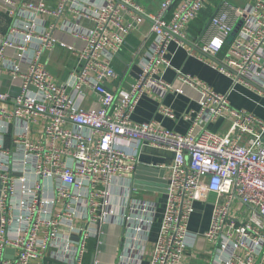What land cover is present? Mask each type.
Masks as SVG:
<instances>
[{"label":"built area","instance_id":"built-area-1","mask_svg":"<svg viewBox=\"0 0 264 264\" xmlns=\"http://www.w3.org/2000/svg\"><path fill=\"white\" fill-rule=\"evenodd\" d=\"M205 2L164 0L157 13H149L137 0H104L99 9L86 12L80 0H56L55 5L0 0V9L15 18L7 36L0 37V70L6 68L19 82L15 94L0 90V264H100L113 180L136 171L144 144L174 154L149 264H182L185 251L201 235L225 253L218 264H264V118L235 108L229 98L239 84L264 98V0L242 8L224 0L210 19L211 36L192 41L186 28ZM229 10L235 11L233 21ZM68 11L86 18L91 27L76 32L66 25L84 39L76 54L86 63L59 84L41 58L54 44L66 45L55 32L56 20ZM145 19L151 23L149 58L132 88L116 94L104 83L117 75L108 47L120 49ZM189 41L199 51L190 55L200 59L216 57L227 47L225 58L210 64L232 78L230 90L206 89L200 112L186 117L192 125L185 134L133 121L131 114L145 92L165 94L173 88L154 75L170 64L169 45ZM85 85L97 100L90 108L78 100ZM219 118L230 122L224 133L208 126ZM38 121L44 136L33 141L28 134ZM13 125L19 129L8 145ZM200 190L217 196L210 226L201 234L190 230ZM236 200L253 210L246 221L231 215ZM157 215L155 202L130 199L122 216L124 235L145 244ZM112 264H141V258L126 259L120 252Z\"/></svg>","mask_w":264,"mask_h":264},{"label":"crops","instance_id":"crops-1","mask_svg":"<svg viewBox=\"0 0 264 264\" xmlns=\"http://www.w3.org/2000/svg\"><path fill=\"white\" fill-rule=\"evenodd\" d=\"M49 5H55L56 0H47ZM146 12L157 13L164 0H137ZM224 0H206L205 6L193 18L186 28L190 40L202 36H211L208 33V26L212 16L219 10ZM236 7H245L251 0H229ZM84 5L82 9L86 12L88 7L99 9L104 0H80ZM230 20L235 19V11L229 10ZM42 17V16H40ZM43 18V17H42ZM20 19L27 20V17L20 16ZM44 19V18H43ZM15 20L7 12L0 9V37L7 36L8 29ZM47 22H50L49 20ZM58 30L56 37L61 43L54 44L42 55L41 61L45 64L52 78L57 83H63L70 78L73 72H80L85 66V59L76 52L83 48L85 41L82 38L68 32L66 25L73 28L76 32H87L91 23L79 14L68 11L67 14L56 20ZM152 35L151 23L145 19L141 26L132 32L126 40V43L118 50L108 47V53L112 56V66L116 71V77L105 79V85L116 94L121 91H127L132 88L141 73L142 64L149 58L151 52ZM69 46H73L70 49ZM227 47H224L216 57L203 56L201 59L190 55L199 53L194 49L191 42L178 45L172 42L167 50L169 65L163 64L155 72V77L172 84V89L165 94L148 91L138 100L131 117L135 122H150L154 126L163 129H169L181 134H185L191 127L192 118L201 110V103L204 99L206 89H213L217 92H227L233 85L232 78L218 72L210 62H220L226 56ZM17 63V61H16ZM26 67L24 63L21 64ZM94 77V73H91ZM189 76L190 80H185ZM96 77V76H95ZM0 90L10 91L15 94L19 91V82L11 77L9 71L4 68L0 70ZM84 94L78 97L79 102L85 108L97 105L95 94L91 87L85 85ZM231 105L238 109H244L264 118V98L258 92L243 84L237 85L230 94ZM8 109L13 104H7ZM171 110L174 116H169L164 111ZM115 113V107L112 110ZM230 122L225 118H219L210 123L209 128L218 133H224L229 128ZM29 138L33 141L43 139L44 124L37 122L31 126ZM13 125L12 132L7 136L8 145L11 144V137L18 131ZM173 152L162 148L152 147L144 144L141 147L137 167L143 168L140 173V180L144 183L151 182L149 186L153 189H139L135 186V172L129 177L114 178L113 196L111 204V214L105 224L104 234H102L103 247L100 256V264H112L115 258L118 259L120 252L125 258L131 260L140 259L141 264H149L151 259L153 242L157 238L159 230V217L166 203V187L163 186V178L168 174L169 166L172 163ZM149 168L165 170V176L159 172H149ZM152 173V174H150ZM166 179V178H165ZM134 200L136 204L143 200L155 202L158 215L156 222L149 231L148 238L144 243L137 242L124 235L122 228V216L125 211L128 212L129 201ZM217 196L200 190L196 201L195 212L190 221V230L195 233H203L210 226L213 203ZM226 197L221 196V201ZM253 210L242 206L239 201H234L231 208V215L240 220L246 221ZM126 233V232H125ZM129 237V236H128ZM95 243V240H93ZM92 243V244H93ZM95 244H93L94 246ZM214 246H211L202 235L198 238L196 245L187 249L182 257V264H218V258L224 256ZM92 260V254L89 255V261Z\"/></svg>","mask_w":264,"mask_h":264},{"label":"water","instance_id":"water-1","mask_svg":"<svg viewBox=\"0 0 264 264\" xmlns=\"http://www.w3.org/2000/svg\"><path fill=\"white\" fill-rule=\"evenodd\" d=\"M234 35H235V32H233L232 35L229 37L228 43H230L232 41ZM142 171H144L143 168H141V167H137L136 168L135 175H134V177H135V180H134L135 186H137V188H139V189H142V188L143 189H147V190L148 189H153V187L151 188V186H149V184L151 183L150 181L144 183V182H142L140 180V178H141L140 173ZM148 171L149 172H159L160 175H162L163 177L165 176V170H160V169H156V168H149ZM150 174H152V173H150ZM162 182H163V186L166 187L167 186V180L165 178H163ZM9 251L10 250H8L7 252H9Z\"/></svg>","mask_w":264,"mask_h":264}]
</instances>
